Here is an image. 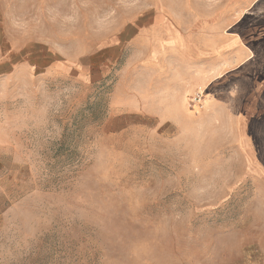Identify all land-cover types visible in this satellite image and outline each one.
Here are the masks:
<instances>
[{"label":"rangeland","instance_id":"obj_1","mask_svg":"<svg viewBox=\"0 0 264 264\" xmlns=\"http://www.w3.org/2000/svg\"><path fill=\"white\" fill-rule=\"evenodd\" d=\"M11 48L0 264H264V0H0Z\"/></svg>","mask_w":264,"mask_h":264},{"label":"crops","instance_id":"obj_2","mask_svg":"<svg viewBox=\"0 0 264 264\" xmlns=\"http://www.w3.org/2000/svg\"><path fill=\"white\" fill-rule=\"evenodd\" d=\"M30 53L31 51L26 48L23 50L11 48L6 52H0V88L4 83L19 80L22 70L35 67L31 61L33 56ZM3 124V120H0V138L3 136L1 129L4 127Z\"/></svg>","mask_w":264,"mask_h":264},{"label":"snow or ice","instance_id":"obj_3","mask_svg":"<svg viewBox=\"0 0 264 264\" xmlns=\"http://www.w3.org/2000/svg\"><path fill=\"white\" fill-rule=\"evenodd\" d=\"M260 136L264 137V129H261L259 130V133H258Z\"/></svg>","mask_w":264,"mask_h":264},{"label":"bare ground","instance_id":"obj_4","mask_svg":"<svg viewBox=\"0 0 264 264\" xmlns=\"http://www.w3.org/2000/svg\"><path fill=\"white\" fill-rule=\"evenodd\" d=\"M189 110L191 111V108H190V106H189Z\"/></svg>","mask_w":264,"mask_h":264}]
</instances>
